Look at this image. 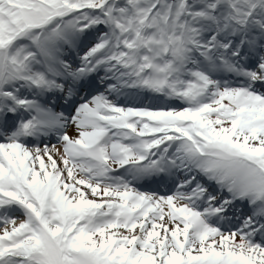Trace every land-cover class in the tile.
Wrapping results in <instances>:
<instances>
[{"label":"snow or ice","instance_id":"1","mask_svg":"<svg viewBox=\"0 0 264 264\" xmlns=\"http://www.w3.org/2000/svg\"><path fill=\"white\" fill-rule=\"evenodd\" d=\"M0 264H264V0H0Z\"/></svg>","mask_w":264,"mask_h":264},{"label":"bare ground","instance_id":"2","mask_svg":"<svg viewBox=\"0 0 264 264\" xmlns=\"http://www.w3.org/2000/svg\"><path fill=\"white\" fill-rule=\"evenodd\" d=\"M146 103V102H145Z\"/></svg>","mask_w":264,"mask_h":264}]
</instances>
